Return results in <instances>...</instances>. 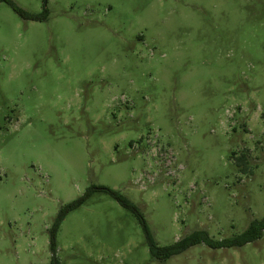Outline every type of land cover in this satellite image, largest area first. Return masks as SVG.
Wrapping results in <instances>:
<instances>
[{
	"label": "rangeland",
	"instance_id": "rangeland-1",
	"mask_svg": "<svg viewBox=\"0 0 264 264\" xmlns=\"http://www.w3.org/2000/svg\"><path fill=\"white\" fill-rule=\"evenodd\" d=\"M0 0V264H49L106 186L158 245L264 217V0ZM247 154L244 173L235 156ZM58 264H264V230L157 261L94 190Z\"/></svg>",
	"mask_w": 264,
	"mask_h": 264
},
{
	"label": "trees",
	"instance_id": "trees-1",
	"mask_svg": "<svg viewBox=\"0 0 264 264\" xmlns=\"http://www.w3.org/2000/svg\"><path fill=\"white\" fill-rule=\"evenodd\" d=\"M5 1H7L12 6V8L24 19L39 20L45 18L46 16V12H47L46 10L38 14L29 13L24 9L20 8L19 6H17L11 0H5ZM235 162L239 166L242 172L247 173L250 170V168L248 167L247 154L245 155L244 153H242L240 156H235ZM94 190H103L107 192L113 198H115L124 208L132 211L135 215H137L143 226L145 236L149 245L150 254L154 259L160 262L165 261L169 257L179 254L185 251L186 249H188L189 247L199 243H203L209 246L210 248L239 247L248 242L260 238L262 235V231L264 230V217H262L260 219H252L247 225V227L241 233L232 237L214 239L208 234L206 230L196 229L185 234L183 237L179 238L177 241L173 242L172 244L158 245L154 240V238L152 237V234L137 206L125 195L120 193L118 190L106 186H100L97 188H88L82 196L78 197L75 200H72L71 202L64 204L59 209L50 228L51 229L50 249L52 255L49 264H58V261L55 256V232L58 229L61 221L69 211H71L72 209L79 206L82 202H84L88 198L90 193Z\"/></svg>",
	"mask_w": 264,
	"mask_h": 264
}]
</instances>
